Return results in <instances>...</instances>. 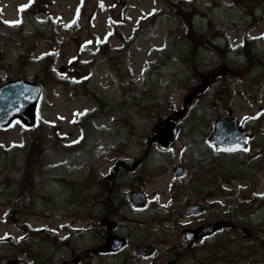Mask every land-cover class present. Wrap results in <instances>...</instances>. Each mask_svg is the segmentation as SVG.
<instances>
[{
	"label": "rangeland",
	"instance_id": "374dc122",
	"mask_svg": "<svg viewBox=\"0 0 264 264\" xmlns=\"http://www.w3.org/2000/svg\"><path fill=\"white\" fill-rule=\"evenodd\" d=\"M31 2L0 0V47L5 48L11 62L10 75L20 71L34 80L36 72L50 61L63 81L48 83L44 87L36 122L37 128L44 134L45 145L42 156L30 169L29 178L23 177L26 172L22 139L24 124L16 120L10 127L0 129V264H8L14 259L29 261L24 249L30 245V241H26L30 239L36 240L35 249H42L39 253L44 262L36 264H48L49 257L53 262L64 260L68 250L59 249L61 243L48 245L47 242H52L50 238L41 239L34 232L46 234L48 230L62 235L64 232L61 229L66 223L84 226L83 217L88 213L87 201L100 198L107 187L104 181L95 186L91 174L100 177L119 175L123 177V182L137 176L136 179L146 182L140 188H144L149 195L150 203L140 210L132 206L122 209L124 222L113 232L126 236L131 245L118 253L90 256L83 264H151L155 261L139 256L135 244L142 241L138 237L147 236L144 233L146 230L152 229V234L156 226L164 224L168 214L178 216L182 213L179 207L192 194L188 187L191 173L200 161L214 159L207 140L211 130L207 131L208 122L213 115L206 112L201 126H197L199 119L194 121L193 117L199 113L201 106L197 105L199 107H195V113L193 109L186 119L188 123L183 126L172 150L163 153L156 145L147 146L152 127L160 118L145 111V103L155 100L168 105L170 109L180 110L184 99L192 93V88L201 84L204 75L224 66L226 73L235 70L241 64L238 63L242 57L229 52L227 58L223 59L216 53L204 51L198 75L193 73L189 81L182 84L183 74L188 70L186 64L178 61L179 53L185 47L178 31L181 22L170 15L169 8L162 2L52 0L48 10L54 20V32L51 37L37 39L32 37L30 19L23 20L21 16V8ZM192 3L198 13L207 16V22L213 24L210 26L201 18L196 21L204 35L219 32L222 45L229 41L230 46H234L249 34L256 53L264 51V0H258L253 8L257 12L256 21L247 12L249 5L242 7L234 0H192ZM47 15L46 12L41 14L39 21H43ZM132 37L133 45L129 42ZM33 41L35 43L31 47ZM105 48L111 51V57L103 52ZM117 48H122L119 54L114 51ZM28 49H31L29 62L21 70L18 54ZM61 67L65 69L62 71ZM8 74V71H2L3 77ZM258 77L264 78V75ZM233 79L236 92L232 113L244 124L249 120L252 126L251 118L264 111V100L262 96L259 101L249 100V94L244 93L241 83ZM260 85L264 90V80ZM251 92L256 91L252 89ZM203 101L199 104H204ZM258 131L261 136L264 128ZM249 148L248 155L258 149L254 144ZM139 158L143 159V163L133 172L121 169L115 172L113 169L117 160L132 164ZM178 164L185 165V173L180 177L185 185H180L182 182L173 171ZM160 165L165 167L158 171ZM258 170L252 184L246 178H226L229 182L224 184L218 197L225 208L230 206L228 197L232 195L249 199L253 192L264 195V163L258 166ZM31 176L32 184H28L15 199V194L6 191L14 189L13 192H18L16 184L31 179ZM89 177L91 186L86 184ZM134 184L137 185L136 182ZM72 187H75L79 200L74 198ZM130 189L132 186L123 189L127 196ZM171 193L174 194L173 201ZM22 197L26 201L27 198L31 200L30 209L25 210ZM109 199H104V202ZM19 204H22L20 208ZM255 206L253 215L247 218V224L264 229V204L258 200ZM93 207L95 202L89 208ZM170 209L171 213L168 212ZM72 215H75V219L71 218ZM78 216L81 218H76ZM189 219L187 216L180 218L177 226H184ZM165 225H168L167 222ZM136 229H143L141 236H138ZM96 231L93 246H88L90 248L105 242L101 230ZM256 232V237L262 241L260 248L264 251V230L258 227ZM28 234L30 236L27 237ZM54 236L51 237L55 240ZM83 238L84 243L90 245L85 235L80 238L81 242ZM21 239L26 241L25 244ZM19 245L22 246L17 248ZM200 254L195 253L194 256ZM188 259L189 256L186 257ZM186 260L182 259L181 264H187ZM190 264H194L192 260ZM218 264H264V260L253 263L244 259Z\"/></svg>",
	"mask_w": 264,
	"mask_h": 264
},
{
	"label": "trees",
	"instance_id": "16d2710c",
	"mask_svg": "<svg viewBox=\"0 0 264 264\" xmlns=\"http://www.w3.org/2000/svg\"><path fill=\"white\" fill-rule=\"evenodd\" d=\"M52 0H33L32 3L25 9H22V14L24 17L29 18L31 21V25L34 27V36L38 37H51L52 32H54V20H52L50 10H48V7L50 5ZM120 3L125 2V0H118ZM165 4H168L170 12L173 16H175L178 21L181 22L179 26V33L181 34V37L184 41L186 48L182 49V52L179 54V58L183 61V63L186 64L187 69L189 72L182 78L181 82L182 84L189 81V79L193 76V73H196V76L199 73V67L201 64V55L204 51H214L216 54L220 55L221 57L227 58L228 50L230 49L229 46H227L228 42L224 44L223 46L220 44V39L217 37L219 35L218 33L215 35H204L202 31H198V27L195 25V18L199 17V14L194 9V6L190 3L188 0H162ZM236 4L241 5L244 7L245 5H249V10L247 12L254 18L256 21L257 19V12L253 10L254 6L257 5L258 0H255V3H252V0H234ZM46 12L48 14V19L46 22L42 23L37 20V15L40 13ZM183 26V28H181ZM34 43H32V46H34ZM226 45V46H225ZM104 52L111 57L110 51L107 49L104 50ZM234 52L241 55L243 57V63H241L237 69L231 70L228 72L225 76L219 77L217 82L213 84L212 87L207 89L206 93L203 95V99H201V102L203 101V110H209L214 116H223L226 114L228 109L232 106L234 103V97H235V79L241 83L243 86L244 93L246 95L249 94L250 96H253V98H249V100H256L259 101L260 93L262 92V86L260 85V82L264 80V78H259L258 76L264 75V51L261 54L256 53V48L254 45V42L252 38H250L248 35L245 36V40L242 44L237 45V47L234 49ZM120 53V50L117 51V54ZM205 53V52H204ZM203 53V54H204ZM208 54V53H206ZM168 55L170 53L168 52ZM30 57V51L29 52H23L19 53V60L18 64L19 67H21V70L28 64V59ZM49 62V63H48ZM46 62V64L43 65V67L36 72V79L44 86L48 83L52 82H60L63 81V79L58 76V71H54V65L51 64L50 61ZM11 62L7 61L6 59V51L4 48H0V71L1 69L8 71V76L3 77L2 74H0V84L5 81L6 79H11L13 77H19L22 75L20 71L17 72L16 75L11 76ZM259 83V87H258ZM258 87V88H257ZM254 90L256 92H251V90ZM258 89V91H257ZM145 111L149 112L150 114H153L154 116L160 118L164 117V115L168 114L170 112V108L168 105L162 104L158 101H152L148 104H145ZM204 114V113H203ZM201 118V117H200ZM253 122V125L250 126V124L247 125V127L250 126L252 129V132L254 134V139L251 141V144L255 140V145H257L258 140V130L262 128L261 124L262 121H264V111L260 112L257 117H254L251 119ZM263 138L259 145L261 146L260 154L264 155V133H261L260 138ZM44 143V134L36 127H33L32 130H27L24 132V144H25V167H26V174L25 177L29 178L30 176V169L35 164V161H38L40 157L42 156L43 151V144ZM259 156V155H258ZM233 161V163H231ZM259 158L256 159L254 156H251V159H249L248 155L244 156L243 159L240 161H237L234 157L231 156V154L224 153V152H217L216 159L211 162H204L199 164V168L197 171H195L193 176V181H195L192 185L193 192L198 196H206L208 193V189H216L221 187V184L225 182V178L227 177H235L239 174L240 171L244 172L242 174H252L255 175L257 172V169L255 168V165L259 163ZM239 171V172H238ZM28 179L26 181H23L21 183H17V187H19L18 192H13L15 194L14 199L18 197V194L28 186L29 183H32V178ZM96 178V177H94ZM141 179L137 178L133 180L135 183H141ZM108 189V192L110 198L108 202H106V205L103 206L105 208H110L113 210L116 207H119L116 203L117 196L116 193L120 190L117 187L118 182L117 178L108 177L106 178V182ZM74 194L76 195L75 187ZM11 190V189H10ZM26 194V192H25ZM78 198V194L76 195ZM22 203L25 205V210L30 209L32 202L26 201L22 197ZM79 200V198H78ZM82 203V202H81ZM110 204V205H108ZM22 204H19V208ZM108 205V206H107ZM36 236H40V238L43 237V234H36ZM26 241H23L22 243L25 244ZM22 245H19L17 248H19ZM25 254L31 259L32 263L30 262H24L23 264H36L37 262L43 263L41 255L37 249L34 248L33 243L31 242L30 245H28L25 249ZM259 256L261 259L264 257L263 253L259 251ZM199 257H203L200 255ZM198 257V258H199Z\"/></svg>",
	"mask_w": 264,
	"mask_h": 264
},
{
	"label": "flooded vegetation",
	"instance_id": "af4514ba",
	"mask_svg": "<svg viewBox=\"0 0 264 264\" xmlns=\"http://www.w3.org/2000/svg\"><path fill=\"white\" fill-rule=\"evenodd\" d=\"M127 163V162H126ZM131 164L130 162L127 163V165ZM118 169L125 170L126 168L123 166H120ZM180 181H182L181 178H179ZM184 181V179H183ZM215 192H208V198L201 199V201H197L199 204H201L202 209L200 210L199 214L197 215H187L186 210L190 204L197 203L196 200L193 201H187L185 208L180 215H174L175 217L172 220L171 214H168V225H159L158 229H156L155 233L151 235L149 238H145L142 241H139L138 244L146 243L153 247L154 253L153 255H149L147 258H152L153 261L151 264H181V260L185 258L178 253L176 256L174 254L175 249H173L171 243L169 242V238H178L176 246L182 249H189L190 252H194L189 256V259L186 260V262H189L192 260L194 264H218L219 262L228 263L229 260L226 258V256L223 254L226 250L227 244L232 243H243L244 241L249 243L251 241H254L256 239V234L254 233H244L243 228L249 227L248 225H245L243 227H240L239 224H237L236 218H238L239 215L232 214L230 219H225L223 217V206L221 204V201L218 203V198L214 197ZM93 201L95 202L94 198L92 201L89 202L90 206L93 204ZM106 205V202H102L101 208L102 213H104L105 216H99V224L97 225L98 219H96V214L93 208L92 212L89 210L87 215L83 217L84 220V226H80V224H71L67 223L66 226L62 227V231L64 234H56V232L51 233L47 230L46 233L49 234V236L56 235L55 242L61 243V246L59 248H66L68 250L66 260H75L77 257H79L81 260L78 264H83V262L88 261L90 256L97 257L99 246L97 245L94 248H90L93 246L92 240L94 239L96 235V229L101 230L102 234L105 235V238L109 236L111 233V229L116 230L121 224H123V218L121 217V208L115 207L113 210H111L109 207L105 208L103 206ZM110 205V204H108ZM107 205V206H108ZM135 210H140V208H136L135 206L131 205ZM130 208V207H129ZM230 212H232V208H228ZM171 210V209H170ZM109 215L110 218H107ZM250 215H253V212L250 211ZM189 217V221L184 226H177V223L180 218L183 217ZM72 219H75V215H72ZM76 218H81L80 216ZM102 219H106L107 221H111L112 227L107 229L106 225H102L101 221ZM177 220L175 224L172 223V221ZM221 220H226L231 223L230 227H220L219 229L213 230L208 235L204 236L203 238H199L198 241H196L193 245L187 244L185 241L183 230L187 227L189 228H197L198 225H209L210 223H216L220 222ZM250 228V227H249ZM251 229V228H250ZM85 235L88 242H90V245H88L85 242V239L83 238V242H81V237ZM127 240V245H131V241L127 239L126 236H124ZM183 238V242L181 241V238ZM54 239V238H53ZM167 241L169 243H167ZM48 245L53 244V242L48 243ZM55 244V243H54ZM53 244V245H54ZM87 244V247L85 245ZM57 245V244H55ZM84 245V247H82ZM90 246V247H88ZM136 246V244H135ZM51 248V247H49ZM204 248L205 251V259H198L194 256L195 253L199 252ZM89 249H91L89 251ZM176 253V252H175ZM181 258V260L179 259ZM213 257H215L213 259ZM156 258V259H155ZM155 259V260H154ZM191 259V260H190ZM51 259L49 258V261ZM157 261V262H156ZM59 262H55V264H58ZM50 264V263H49Z\"/></svg>",
	"mask_w": 264,
	"mask_h": 264
},
{
	"label": "water",
	"instance_id": "95a60500",
	"mask_svg": "<svg viewBox=\"0 0 264 264\" xmlns=\"http://www.w3.org/2000/svg\"><path fill=\"white\" fill-rule=\"evenodd\" d=\"M218 73L215 72L211 77L206 78L204 83L197 88L184 102L185 107L183 111L188 110L192 106L193 100L208 87L210 82L214 81L215 76ZM42 93V88L36 82H31L27 79H16L6 82L0 86V127L4 128L9 126L15 118H19L22 122L31 126L35 124L36 107L39 102V97ZM264 99V95H263ZM179 118V112L174 111L170 117L160 121L155 129V135L149 138V144L153 141H158L164 149L172 146L177 134V120ZM215 128L209 137V142L215 144L219 149L224 150H239L244 148L248 135L246 131L240 128L238 119L233 117H226V119H218L214 123ZM139 165V162L135 163V169ZM177 174L184 173L183 167L178 166L175 169ZM132 202L135 206L141 207L147 202V196L141 193H131ZM200 210V206H193L190 208L189 213H197ZM109 228L112 227L111 223L107 224ZM231 224L227 222H220L209 225V227L200 226L197 230H187L185 237L192 244L200 236H206L213 230L220 228L221 226H229ZM108 242L101 248L102 251L110 252L119 250L125 245L126 240L123 238H117L110 236ZM141 253H151V248L143 246L138 248ZM79 259L74 262H67L63 264H77ZM18 260H11L8 264H17Z\"/></svg>",
	"mask_w": 264,
	"mask_h": 264
},
{
	"label": "snow or ice",
	"instance_id": "6c2138e0",
	"mask_svg": "<svg viewBox=\"0 0 264 264\" xmlns=\"http://www.w3.org/2000/svg\"><path fill=\"white\" fill-rule=\"evenodd\" d=\"M23 7V6H22ZM18 21H6V23H17Z\"/></svg>",
	"mask_w": 264,
	"mask_h": 264
}]
</instances>
